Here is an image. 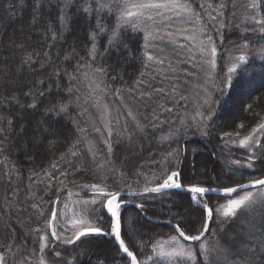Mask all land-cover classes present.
Returning <instances> with one entry per match:
<instances>
[{
	"label": "snow or ice",
	"instance_id": "snow-or-ice-1",
	"mask_svg": "<svg viewBox=\"0 0 264 264\" xmlns=\"http://www.w3.org/2000/svg\"><path fill=\"white\" fill-rule=\"evenodd\" d=\"M30 6L29 27L44 37L47 49L29 52L21 42L15 45L23 50L16 77L0 71V164L9 169L5 177L20 175L3 155L14 147L10 137L21 142L25 151L30 146L35 154L41 146L54 151L61 143L57 126L63 128V121L71 122L75 132L57 161L31 171L22 197L17 184L10 194L16 199L5 198L18 220L28 214L29 221L34 217L37 222L30 229L36 237L32 249L26 243L17 246L25 253L19 264H92L93 256L95 264H264V117L247 132L244 121L235 123L234 130H224L228 123L220 126L217 138L223 147L219 155L211 153L216 158L211 175L207 167L196 171L195 158L204 149L198 144L188 148L191 136L212 135L218 109L233 93L250 95L256 90L257 75L259 86L264 87V62L258 70L250 67L255 65L254 44H260L256 53L264 61V0H201L198 6L195 0H31ZM16 7L24 10L29 5L19 0ZM8 9L11 13V3ZM238 10L241 19L235 27L241 28L242 36L254 34L256 39L235 44L239 54L225 57L220 51L223 31ZM81 34L85 57H79L71 71L56 67L45 75L54 63L48 49L66 35L79 40ZM78 55L71 46L70 56ZM97 56H115L113 66L138 61L141 70L131 86L115 87L123 77L119 73L109 77L111 66L97 65ZM63 60L70 63L69 55ZM25 71L33 79L24 77ZM65 77L66 88L62 87ZM85 83L87 92H82ZM53 88L57 95L67 93L68 99L52 102ZM73 105L78 117H85L83 126L70 115ZM251 107L247 105L245 111ZM45 137H51L46 144ZM145 144L161 148L159 160L151 161L148 172L139 163L148 151ZM234 147L246 154L232 158ZM189 151L190 174L185 171ZM89 171L93 182L72 179L69 187L68 177ZM132 175L137 177L141 191L136 195L142 200L156 199L144 194L167 195L178 208L175 197L187 200V214L177 213L168 221L171 234L138 239L143 227L139 215L124 217V206L131 201L122 193L132 187L127 184ZM199 176L205 179H193ZM40 185L51 194L47 200L38 194ZM209 193L217 195L214 203L207 198ZM135 208L144 213L147 204L137 203ZM4 223L9 226V221ZM213 223L218 227L211 229L212 236L219 233L214 245L207 237ZM105 238L111 241L112 254L100 256ZM86 241L79 252L64 255L56 250L57 245L75 250ZM0 264H7L3 251Z\"/></svg>",
	"mask_w": 264,
	"mask_h": 264
},
{
	"label": "trees",
	"instance_id": "trees-1",
	"mask_svg": "<svg viewBox=\"0 0 264 264\" xmlns=\"http://www.w3.org/2000/svg\"><path fill=\"white\" fill-rule=\"evenodd\" d=\"M201 2V0H195L196 6ZM210 2H215V0H210ZM11 3L13 6V10L10 13L8 9V4ZM19 3V0H0V71L7 72L10 77H16L17 69L19 66V57L23 55V50H18L15 48V45L23 42L26 45V50L31 52L33 50L39 51L43 53L45 49H47V44L45 43V39L42 35L36 34L35 30L29 27V21L31 19V0H27L29 7L24 10L16 7ZM231 13V8H229V15ZM240 11H237L236 19L231 20V26L229 28L224 29V43L221 46V54L225 57L230 54L235 44L240 43L244 39H256L254 34L241 35V28L235 27L237 23H240ZM39 27V25L37 26ZM219 40V37H216ZM107 37H104L101 41V51H103V44L106 42ZM86 41L81 34V38L79 40L76 39L74 35H66V39L64 41H59L55 43V46L51 49H48L53 57L54 63L50 67L47 68V71L44 73L47 75L48 72H52L54 68L61 67L62 69L67 68L69 71L77 64L79 57H85L86 50L85 45ZM71 46H75L76 52L79 54L78 57H71ZM260 47V44H254L252 47V53L255 56V65L250 66L254 67L258 70V66L260 63L264 62L261 60L259 54L256 53V49ZM56 53H59V59L56 58ZM239 54V51L238 53ZM65 55H69L70 63L68 61H64L63 57ZM116 60L115 56L109 58H101L97 56L96 62L97 65L104 64L107 66H111L108 69L109 77L112 75H117L119 73L123 79H117L115 81V87H127L131 86L133 81L138 76L141 65L138 61H131L129 63L121 62L118 65H114V61ZM223 62V61H222ZM37 68H39V64H37ZM24 77L31 80L32 76L28 74L27 71L24 72ZM38 78V77H37ZM257 87L256 90L252 91L250 95L246 94L243 96H238L236 93L232 94L231 100L223 107H219L218 115L214 120V127L212 129V135L208 138L200 137L199 135L191 136L190 142L188 143V148L191 149L194 145H199L204 151L201 154L196 156V171L201 172L205 167L209 170V175H211V169L213 167V161L216 159L211 156L213 151H216L219 155L220 149L223 147L221 141L217 138L219 136L220 126L228 123L230 127L225 128V131L234 130L235 123L240 121H244L248 127L245 129V132L250 131L251 127L255 126L260 117H264V87L259 86V75L256 77ZM109 82H111L109 80ZM86 84V83H85ZM68 81L65 77L62 81V87H67ZM47 87V84L41 87V90ZM84 85L81 87V91L83 90ZM57 90L53 88L50 93V98L52 102L56 100H67V93L62 92L60 95L56 94ZM47 102V101H46ZM251 105L250 111H245L247 105ZM70 115L72 117H77L81 121V125L85 122V117L79 116V110L75 107V105L70 107ZM259 114L257 116L256 114ZM65 126L63 128L60 125L57 126L58 130L61 132L59 143L54 151H49L46 147L41 146L35 154L31 147L27 149V151L23 150V145L21 142L12 139V144L14 147H11L8 152L3 155L7 157L8 163L11 166L15 164L16 168L19 170V178L21 180H25L29 178L31 171H40L43 168H48L51 162H55L58 160V157L62 152H65L67 144L70 142L72 135L75 132L74 126L69 121L62 122ZM51 137H45V144L47 140ZM210 141V143H209ZM176 145L174 144L173 147ZM145 147L148 148V151L144 152L139 163L144 164V171L148 172L151 166L152 160H159L161 154V148L158 145L148 146L145 144ZM103 148V146L101 147ZM226 154L227 151H226ZM245 150L239 148H232V152L230 155L232 158H240L245 155ZM29 156H33V159L30 161L28 159ZM188 159L185 161V171L190 174V162L193 157L191 152L189 151ZM0 159H3V156H0ZM121 159H123V154H121ZM115 163L117 166L120 165V160H116ZM67 165H61V169L66 168ZM8 168H5L3 164H0V174L1 172ZM91 172H82L77 176H72L67 178V182L69 183V187H71V180L76 179L80 180L84 183L93 182L91 179ZM201 179L204 180L205 177H193V179ZM137 177L132 175L127 177V184L132 185L131 188L125 187L124 190H132V191H140L141 188L136 185ZM239 179V177H237ZM215 186V185H213ZM116 187H118L116 185ZM73 190L80 191L79 188H74ZM51 195V194H49ZM64 197H67V190L63 193ZM81 195L84 197L85 193L81 192ZM87 195H91L88 193ZM144 196H156V199L147 198L146 201L142 200L139 196H124L125 200L131 201L124 206V217L127 219L130 215H139V223L143 225L140 228L141 235L138 239H147L149 236L154 234L163 233L165 235L171 234L173 232L172 225L168 223V221L172 218L173 215L177 213L181 215H186V210L188 209L187 200L182 197H175L177 202L181 205V207L173 206L172 200L165 196H158L157 194H144ZM49 197V196H48ZM46 198V200L48 199ZM213 203L217 199V195L208 194L207 197ZM52 199H55L52 196ZM146 202L147 210L144 213H139L135 208V204ZM176 220H172V224H175ZM199 225V220H197V226ZM217 224H211L210 232L207 234V237L210 239L212 244L214 245L219 238V233L217 237H213L211 234V229H217ZM228 232H231V227L227 228ZM220 243H225L223 239L220 240ZM101 248L99 250V255L103 256L105 253L112 254L111 241L108 238H105L100 242ZM87 241L85 244H81L79 248L73 249L71 246H65L62 250L65 251L68 255L73 251L79 252L81 249L86 247ZM85 260L88 257H84ZM92 264H95L97 257L93 256L91 258Z\"/></svg>",
	"mask_w": 264,
	"mask_h": 264
},
{
	"label": "rangeland",
	"instance_id": "rangeland-1",
	"mask_svg": "<svg viewBox=\"0 0 264 264\" xmlns=\"http://www.w3.org/2000/svg\"><path fill=\"white\" fill-rule=\"evenodd\" d=\"M239 2V0H238ZM238 49L235 47L230 52L231 55H237ZM82 92H87V85L85 84L83 87ZM90 111H94L91 110ZM84 124H82L83 126ZM93 138H95L99 142V137L95 134H92ZM103 144H100V147H102ZM106 151V149H105ZM8 172L7 169H4L0 174V251H3L6 255V262L7 264H19L20 261L23 260L24 252L19 249L17 246H22L26 243L27 249L30 251L33 247V242L36 240V237L34 235H30V229L37 226V222L35 218L31 221L28 220V214H22L19 217V220L17 219V214L15 211L9 210L6 203V196H8L11 199H16V197H12L11 190L13 187H16L17 184H19L20 188V194L21 197L23 195V192L27 188V185L29 184V179L21 180L19 177L17 179H11L5 177V173ZM9 179H11V183L9 184ZM118 187L119 184H116ZM43 185L38 186V194L45 196V199L49 196V194H45L42 191ZM74 192H80L73 190ZM82 196V195H81ZM83 197V196H82ZM67 198V197H66ZM72 199H75L73 197ZM63 205L61 204V207ZM71 207V204H70ZM5 221H9V226L5 227ZM43 225L41 224V227ZM209 239V238H208ZM210 240V239H209ZM211 242V241H210ZM212 244V242H211ZM9 245H11V250H9ZM65 246L63 245H57L56 250L61 251L63 254H66L65 251L62 249ZM37 248H38V242H37Z\"/></svg>",
	"mask_w": 264,
	"mask_h": 264
},
{
	"label": "water",
	"instance_id": "water-1",
	"mask_svg": "<svg viewBox=\"0 0 264 264\" xmlns=\"http://www.w3.org/2000/svg\"><path fill=\"white\" fill-rule=\"evenodd\" d=\"M140 191L124 190V192L122 193V195H123V197L124 196H134V195H136V193H139ZM209 194L216 195L214 193H209Z\"/></svg>",
	"mask_w": 264,
	"mask_h": 264
}]
</instances>
